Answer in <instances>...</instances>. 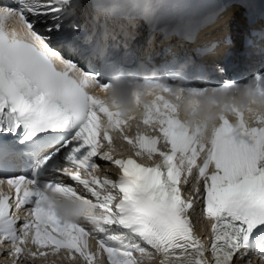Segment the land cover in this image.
<instances>
[{
	"label": "snow or ice",
	"instance_id": "6c2138e0",
	"mask_svg": "<svg viewBox=\"0 0 264 264\" xmlns=\"http://www.w3.org/2000/svg\"><path fill=\"white\" fill-rule=\"evenodd\" d=\"M83 7L0 5V255L11 264H48L61 252L78 264H264V72L189 86L192 58L173 57L169 75L114 86L111 41L124 26L101 25L107 7L88 17L99 43L53 46L81 32ZM109 88L110 105L96 94ZM136 113L130 135L121 125L131 129ZM110 130L126 157L112 154ZM21 163L28 174H7Z\"/></svg>",
	"mask_w": 264,
	"mask_h": 264
},
{
	"label": "bare ground",
	"instance_id": "6f19581e",
	"mask_svg": "<svg viewBox=\"0 0 264 264\" xmlns=\"http://www.w3.org/2000/svg\"><path fill=\"white\" fill-rule=\"evenodd\" d=\"M155 259H156L155 262L153 263L152 261H150V264H158L157 258H155Z\"/></svg>",
	"mask_w": 264,
	"mask_h": 264
}]
</instances>
